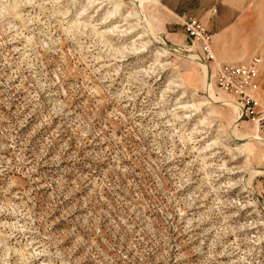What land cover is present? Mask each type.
I'll return each mask as SVG.
<instances>
[{
    "label": "rangeland",
    "instance_id": "1",
    "mask_svg": "<svg viewBox=\"0 0 264 264\" xmlns=\"http://www.w3.org/2000/svg\"><path fill=\"white\" fill-rule=\"evenodd\" d=\"M117 1L0 0V264H264V0Z\"/></svg>",
    "mask_w": 264,
    "mask_h": 264
},
{
    "label": "built area",
    "instance_id": "2",
    "mask_svg": "<svg viewBox=\"0 0 264 264\" xmlns=\"http://www.w3.org/2000/svg\"><path fill=\"white\" fill-rule=\"evenodd\" d=\"M187 35L198 45L200 60L207 65L208 79L216 87L226 93L236 96L239 102L240 114H246L251 106L257 104L258 85L256 82L260 59L252 56L244 62H218L214 58L211 36L194 18L185 23ZM252 113V111L250 112ZM264 121V116L257 119Z\"/></svg>",
    "mask_w": 264,
    "mask_h": 264
},
{
    "label": "bare ground",
    "instance_id": "3",
    "mask_svg": "<svg viewBox=\"0 0 264 264\" xmlns=\"http://www.w3.org/2000/svg\"><path fill=\"white\" fill-rule=\"evenodd\" d=\"M135 0H132V2H130V6H129V12H133L134 10H135V4L133 3ZM108 2L111 4V12H114V11H117V10H119V9H121L120 7H121V5L119 4V1H117V0H108ZM136 2V1H135ZM146 2V1H145ZM121 3V2H120ZM139 3H140V1H139ZM140 5V4H139ZM137 8V7H136ZM139 8V7H138ZM138 11H139V9H138ZM110 12V13H111ZM199 65H201V64H199ZM201 67H202V69H203V72H204V76L206 77V68H205V66L204 65H201ZM203 82V81H202ZM204 89L206 90V92H207V95H206V97H205V99H209V98H211V99H213L215 102H218V103H220V102H223L224 101V99L222 98V96H221V94H219L218 93V96L215 94V92H214V90H212L208 85H206V81L204 80ZM224 103V105H226V106H228V107H230L231 109H232V111H237V109H238V105L236 106V104H234V103H227L226 101H224L223 102ZM236 130H237V128H236V124H234V131L236 132ZM241 132V131H240ZM234 133V132H233ZM242 133V132H241ZM238 134V133H237ZM242 135V134H241ZM243 135H245V138L246 137H248V138H251V139H259L258 137H257V135L255 134V130H254V132H253V130H252V133L249 135L248 134V131L246 132V133H243ZM250 140V139H249ZM244 146V145H243Z\"/></svg>",
    "mask_w": 264,
    "mask_h": 264
}]
</instances>
